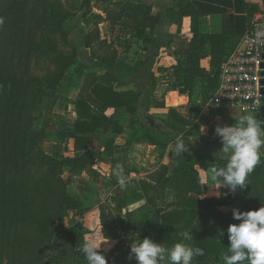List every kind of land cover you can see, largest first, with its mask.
<instances>
[{
	"label": "trees",
	"instance_id": "obj_1",
	"mask_svg": "<svg viewBox=\"0 0 264 264\" xmlns=\"http://www.w3.org/2000/svg\"><path fill=\"white\" fill-rule=\"evenodd\" d=\"M214 1L179 3L175 16L179 20L193 17V38L188 49L176 57V65L168 76L169 98L177 93L189 94L199 87L205 104L219 86L220 66L230 55L228 41L240 42L250 28L255 15L235 17L224 11L221 35L200 33L198 19L218 12L212 5ZM151 10L149 5L129 1L110 3L105 8L104 21L117 27L116 39L121 44L125 40L127 47L129 39L147 41L145 32L153 25L143 17L151 14ZM67 19L60 0H0L3 21L0 23V264L4 261L5 264H84L86 261L78 249L83 230L78 223L80 206L69 196L63 174L66 168L70 172L89 168V154L72 159L41 151L48 126L36 124V112L56 96L66 77L85 73L76 101L79 116L73 129L76 150H85L91 141L85 136L103 128L107 109H123L131 116L137 113L139 95L118 92V81L111 72L126 50L120 51L113 42L102 39L101 21L93 22L95 29L86 31L83 48L92 53L91 59L105 71L90 70L76 52L66 53L54 39L61 36L62 41L68 40ZM208 46L212 57L210 70L201 65ZM45 62L47 65H38ZM139 66L137 63L135 68ZM173 117L180 125L188 126L179 115L174 113ZM225 163L217 158L183 154L176 158L173 167L162 165L150 177L155 187L149 202L160 203L159 211L148 223L145 220L136 223L127 213L124 223L138 239L149 237L167 248L180 242L204 249L205 255L196 257L193 264H224L222 255L229 246L227 229L239 221L233 219V212L223 214L219 209L234 206L236 196L234 193L224 199H199L203 186L195 164L213 168ZM247 182L249 185L242 195L243 212L264 206L262 158ZM168 190L175 193L171 203L167 202ZM117 203L119 209L126 207L125 201ZM70 214L72 218L65 224ZM101 218L105 225L114 224V218L104 209ZM185 231L192 235L191 240L182 238Z\"/></svg>",
	"mask_w": 264,
	"mask_h": 264
},
{
	"label": "crops",
	"instance_id": "obj_2",
	"mask_svg": "<svg viewBox=\"0 0 264 264\" xmlns=\"http://www.w3.org/2000/svg\"><path fill=\"white\" fill-rule=\"evenodd\" d=\"M88 1L91 8L84 21L86 26L92 25L95 21H101L99 30L102 39H107L109 43L113 42L120 51L126 50L118 58L111 72L118 81L116 85L118 92L139 95L137 113L131 116L123 109H107L103 114L107 119L103 128L96 134L85 136L91 139L85 150H76V135L73 130L75 123L79 121L76 101L85 73L78 74L79 79L75 85L72 84L73 77H71V82L68 79L61 85L69 89L66 95L62 96L61 108L66 127L60 131L58 141L53 144L54 155L75 159L86 153L89 154V168L76 169L72 172L70 168H66L63 174V179L68 182V194L79 203L81 210L78 223L83 230L78 249L86 242L95 241L96 247L102 244L98 251L106 257L108 264H137L135 259L129 260L131 244L129 237L134 236L138 239V236L128 229L127 224L124 223V216L129 213L136 223L141 220L148 223L149 219L159 211L160 203L149 202L155 187L150 177L162 165L173 167L176 163V158L180 155L176 153L174 142L177 138L186 142L187 151L183 153L185 155L195 158H215L222 147L220 139L215 136V128L232 126L245 114L228 108L204 112L202 110L204 97L199 87H194L189 94L177 93L168 97L169 88L166 81L172 67L176 65V57L188 49L193 38V17H184L179 20L175 16L179 3L184 0ZM125 1L151 6V14L144 16L143 20L153 25V28L145 32L144 39L147 41L129 39L127 47L124 46L125 40L121 44L116 39L117 27L113 28L109 22L104 21L105 8L108 4ZM212 5L218 12L198 19L200 33L221 35L224 11L235 17L264 14V0H227V2L216 0L212 2ZM240 42L228 41L230 54ZM83 50L86 49L83 48ZM137 63L140 66L135 68ZM83 64L89 69L96 67L97 70H95L99 73L105 71V68L102 69L101 65L91 58ZM201 65L207 70L212 67L209 46ZM174 113L185 119L188 126L180 125L174 119ZM253 116H257L258 123L264 127V115ZM261 152V158L264 160V148ZM117 166L122 168L128 177L127 187L124 189H121L114 174ZM195 166L203 186L202 196L199 199H224L228 189L224 188L226 185L223 179H214L212 168H202L198 164ZM243 190L238 189L235 193L234 206L222 207L219 210L223 214L233 212V209L243 212ZM216 193H219V196ZM166 195L167 202L174 201L173 191L168 190ZM117 201H125L126 207L119 209ZM152 205H158V207ZM103 209L107 215L114 218V224H103L101 218ZM117 247L121 250L116 251ZM84 264H87V261Z\"/></svg>",
	"mask_w": 264,
	"mask_h": 264
},
{
	"label": "clouds",
	"instance_id": "obj_3",
	"mask_svg": "<svg viewBox=\"0 0 264 264\" xmlns=\"http://www.w3.org/2000/svg\"><path fill=\"white\" fill-rule=\"evenodd\" d=\"M211 104L212 101L207 105ZM215 136L222 144L215 158L226 163L224 166L213 167L211 172L214 179H223L226 185L224 188L228 189L225 195L234 194L238 189L243 190L249 185L248 176L261 162L264 127L258 123L257 116L245 114L232 126H217ZM174 144L178 155L187 151L185 141L177 138ZM114 174L121 189L126 188L128 177L123 169L117 166ZM216 195L219 196V193ZM233 219L239 223L231 224L227 229L229 246L228 252L222 255L224 264H264V206L246 212L233 209ZM181 235L184 240L192 239L187 231ZM129 239V260L135 259L137 264H193L196 257L205 255L204 249L186 243L178 242L167 248L147 237L135 239L130 236ZM100 247H96L95 241L86 242L79 252L83 254L87 264H108L106 257L98 251Z\"/></svg>",
	"mask_w": 264,
	"mask_h": 264
},
{
	"label": "built area",
	"instance_id": "obj_4",
	"mask_svg": "<svg viewBox=\"0 0 264 264\" xmlns=\"http://www.w3.org/2000/svg\"><path fill=\"white\" fill-rule=\"evenodd\" d=\"M264 14H256L238 47L219 69V86L203 104L204 112L221 108L264 115ZM212 101L211 105H207ZM207 105V106H206Z\"/></svg>",
	"mask_w": 264,
	"mask_h": 264
},
{
	"label": "rangeland",
	"instance_id": "obj_5",
	"mask_svg": "<svg viewBox=\"0 0 264 264\" xmlns=\"http://www.w3.org/2000/svg\"><path fill=\"white\" fill-rule=\"evenodd\" d=\"M60 1L64 7L65 13L68 15V19L66 21L68 40L62 41L61 36H55L54 39L59 44L60 48L63 51H65L68 54H72L73 52H76L79 60H81V63L83 62L87 63L88 60H90L92 53H90L89 50H83V44H84L83 39H84V35L86 34V31L90 32L95 29L92 27V25L86 26V24L84 23L86 16L91 8V6L89 5V1L88 0H60ZM42 64L47 65V62L39 63L38 65H42ZM95 69L97 70L96 67ZM95 69H90V70L96 71ZM78 74L79 73L73 75L69 74V76L66 77L64 82H66L68 79L71 82V77H73L72 84L75 85L77 79H79ZM61 85L56 90V96L51 99H48L44 104V106L40 108L41 110L36 112V116L38 117V122L36 123L37 126L39 127L42 124H47L48 126L47 138L41 144L42 147L40 149L41 151H45L50 155H54L55 149L53 148L54 147L53 144L54 142L58 141L60 131H63L66 127L65 117L63 115V109L61 108L63 103L62 96L66 95L69 89L64 88ZM57 92L59 94H57ZM71 218H72V214L66 217L65 224H67ZM5 263L6 262L4 261V264Z\"/></svg>",
	"mask_w": 264,
	"mask_h": 264
},
{
	"label": "water",
	"instance_id": "obj_6",
	"mask_svg": "<svg viewBox=\"0 0 264 264\" xmlns=\"http://www.w3.org/2000/svg\"><path fill=\"white\" fill-rule=\"evenodd\" d=\"M262 84L264 85V81L262 82ZM262 94H264V89L262 90Z\"/></svg>",
	"mask_w": 264,
	"mask_h": 264
}]
</instances>
